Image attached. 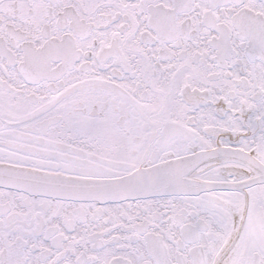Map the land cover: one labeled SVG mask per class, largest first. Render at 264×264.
I'll list each match as a JSON object with an SVG mask.
<instances>
[{
	"label": "snow or ice",
	"instance_id": "6c2138e0",
	"mask_svg": "<svg viewBox=\"0 0 264 264\" xmlns=\"http://www.w3.org/2000/svg\"><path fill=\"white\" fill-rule=\"evenodd\" d=\"M0 264H264V0H0Z\"/></svg>",
	"mask_w": 264,
	"mask_h": 264
}]
</instances>
